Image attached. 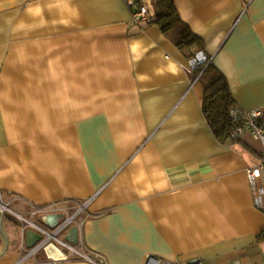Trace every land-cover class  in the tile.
Listing matches in <instances>:
<instances>
[{"label": "crops", "instance_id": "crops-1", "mask_svg": "<svg viewBox=\"0 0 264 264\" xmlns=\"http://www.w3.org/2000/svg\"><path fill=\"white\" fill-rule=\"evenodd\" d=\"M130 1L153 13L151 0H0V264H94L89 251L108 264H264L262 142L215 136L192 51L133 22ZM175 4L240 108H264V0ZM81 205L78 242L74 225L59 237L79 253L33 251L39 227Z\"/></svg>", "mask_w": 264, "mask_h": 264}, {"label": "trees", "instance_id": "trees-1", "mask_svg": "<svg viewBox=\"0 0 264 264\" xmlns=\"http://www.w3.org/2000/svg\"><path fill=\"white\" fill-rule=\"evenodd\" d=\"M151 4L153 13L146 24L156 23L164 32H169L181 49L192 51L190 58L203 50V39L181 18L175 0H151ZM198 75L203 85V113L215 136L221 142H240L244 134L238 137L233 130L242 116L236 117L233 113L242 109L233 97L227 77L212 60L194 71V76ZM261 237L264 238V232Z\"/></svg>", "mask_w": 264, "mask_h": 264}, {"label": "built area", "instance_id": "built-area-1", "mask_svg": "<svg viewBox=\"0 0 264 264\" xmlns=\"http://www.w3.org/2000/svg\"><path fill=\"white\" fill-rule=\"evenodd\" d=\"M129 5L132 9L133 22L142 23L149 18V6L146 3L130 1ZM211 57L207 55L203 50L198 51L194 56L189 58V72L194 73V71L203 64H207L211 61ZM200 75L196 77V81L199 79ZM236 117L242 116L239 124L234 128L233 132L236 136H242L246 132L252 134L255 138L259 139L262 142L264 149V108L257 107L252 110H235L233 113ZM237 114V115H236ZM261 175V167H252L249 170V176L251 183L256 185V179ZM255 188V187H253ZM261 199V196L259 198ZM84 205H81L79 211L76 214L66 217L61 223H59L56 228L53 230H48L42 227H39L43 233L44 239L38 244L37 251L40 248H45L49 244H55L58 242L69 247L71 250L77 251L73 245L67 244L59 238V234L62 233L66 228L71 225H77L81 227L83 225L82 217H79L80 212H83ZM9 206L5 203L0 204L1 212L9 210ZM60 207L54 203L51 205L37 207L35 209L36 213L39 214H48L52 212L59 211ZM79 217V218H78ZM78 252V251H77ZM79 253V252H78ZM88 260H91L94 264H108L105 257L96 252L89 251L88 254H82ZM147 264H183L179 261L166 260L156 256H151ZM187 264H204L202 260H194Z\"/></svg>", "mask_w": 264, "mask_h": 264}, {"label": "water", "instance_id": "water-1", "mask_svg": "<svg viewBox=\"0 0 264 264\" xmlns=\"http://www.w3.org/2000/svg\"><path fill=\"white\" fill-rule=\"evenodd\" d=\"M39 240H41V235L38 234ZM69 241H71L73 244H76L78 242L79 238V227L77 225H74L72 229L70 230L69 236L67 237ZM34 246V245H33ZM38 245L34 246L32 249H37Z\"/></svg>", "mask_w": 264, "mask_h": 264}, {"label": "rangeland", "instance_id": "rangeland-1", "mask_svg": "<svg viewBox=\"0 0 264 264\" xmlns=\"http://www.w3.org/2000/svg\"><path fill=\"white\" fill-rule=\"evenodd\" d=\"M253 109H255V108H253ZM250 110H252V109H250ZM76 214V213H75ZM71 215H73V214H71ZM71 215H69V216H71ZM20 220H22L21 218H20ZM0 231H1V229H0ZM1 234H3V232H1ZM59 237H64V234H63V232L62 233H60V235H59Z\"/></svg>", "mask_w": 264, "mask_h": 264}]
</instances>
